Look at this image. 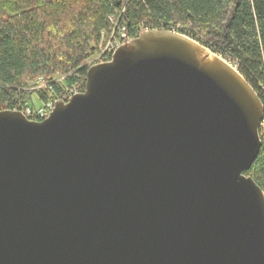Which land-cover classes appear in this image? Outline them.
Masks as SVG:
<instances>
[{
  "label": "water",
  "instance_id": "95a60500",
  "mask_svg": "<svg viewBox=\"0 0 264 264\" xmlns=\"http://www.w3.org/2000/svg\"><path fill=\"white\" fill-rule=\"evenodd\" d=\"M264 104L169 30L127 36L43 121L0 111V264H264L245 174Z\"/></svg>",
  "mask_w": 264,
  "mask_h": 264
},
{
  "label": "trees",
  "instance_id": "16d2710c",
  "mask_svg": "<svg viewBox=\"0 0 264 264\" xmlns=\"http://www.w3.org/2000/svg\"><path fill=\"white\" fill-rule=\"evenodd\" d=\"M121 27L131 38L156 29L190 37L236 64L264 104V0H0V111L36 108L28 89L40 78L49 84L41 101L84 92L103 33ZM261 136L245 174L264 190V121Z\"/></svg>",
  "mask_w": 264,
  "mask_h": 264
},
{
  "label": "built area",
  "instance_id": "2783aa9c",
  "mask_svg": "<svg viewBox=\"0 0 264 264\" xmlns=\"http://www.w3.org/2000/svg\"><path fill=\"white\" fill-rule=\"evenodd\" d=\"M127 36L128 33L125 27H121L118 31H114L110 36V38H107L105 33H103V37L104 39H106V41H104V44L101 45V52L96 56V58L93 61L89 63V66L91 67L94 64L110 61L113 55L115 54V52L117 51V49L124 44ZM219 57H221L224 61H226L228 64H230L239 72L238 66L236 64L232 63L230 60L226 58H223L222 56ZM37 83L38 84L36 89H38L39 91L47 89L49 87L48 82L43 78H40ZM78 94L79 91H77L76 88H66L60 100H64L65 102H68L71 98H73ZM57 101H58L57 99L49 98L48 100L42 101L40 107H36V108L29 107L23 111L20 110H16V111L22 112L30 120L43 121L51 115Z\"/></svg>",
  "mask_w": 264,
  "mask_h": 264
},
{
  "label": "rangeland",
  "instance_id": "374dc122",
  "mask_svg": "<svg viewBox=\"0 0 264 264\" xmlns=\"http://www.w3.org/2000/svg\"><path fill=\"white\" fill-rule=\"evenodd\" d=\"M98 54H99V53H98ZM98 54L96 53V54L94 55V57H92V58L89 60L88 64H89L91 61H93V60L96 58V56H97ZM61 79H63V78H61ZM59 80H60V79H59ZM37 82H38V81H36V82L31 86V88L28 89V91H31V92H33V93L35 94V95L33 96L34 104H35L36 107H40L42 101L40 100V93H39V90L36 89L37 84H38Z\"/></svg>",
  "mask_w": 264,
  "mask_h": 264
}]
</instances>
